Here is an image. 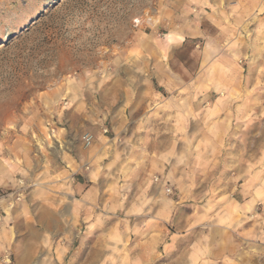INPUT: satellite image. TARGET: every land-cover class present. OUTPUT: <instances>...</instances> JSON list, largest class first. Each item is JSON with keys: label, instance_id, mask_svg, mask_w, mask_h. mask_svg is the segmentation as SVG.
Here are the masks:
<instances>
[{"label": "crops", "instance_id": "1", "mask_svg": "<svg viewBox=\"0 0 264 264\" xmlns=\"http://www.w3.org/2000/svg\"><path fill=\"white\" fill-rule=\"evenodd\" d=\"M228 8L205 83L153 89L108 135L72 98L34 160L0 157V264H145L141 242L155 264L264 263V68L239 67L245 7Z\"/></svg>", "mask_w": 264, "mask_h": 264}, {"label": "rangeland", "instance_id": "2", "mask_svg": "<svg viewBox=\"0 0 264 264\" xmlns=\"http://www.w3.org/2000/svg\"><path fill=\"white\" fill-rule=\"evenodd\" d=\"M241 3L247 26L237 63L264 68V0H0V157L34 160L61 131L72 98L74 114L100 116L108 135L109 118L141 116L153 89L205 83L204 70L220 67L231 47L217 36L224 11ZM139 245V258L155 264Z\"/></svg>", "mask_w": 264, "mask_h": 264}, {"label": "built area", "instance_id": "3", "mask_svg": "<svg viewBox=\"0 0 264 264\" xmlns=\"http://www.w3.org/2000/svg\"><path fill=\"white\" fill-rule=\"evenodd\" d=\"M102 133H103L104 135L107 134V133H108V129H107L106 127H104V128L102 129ZM82 140H83V143H84L85 146H89V145H91V143H92V137H91L90 135H85V136H83ZM5 196H6L5 193H1V192H0V198H3V197H5ZM19 197H20V194H17V196L15 197V200H16V201H19ZM260 264H264V263H260Z\"/></svg>", "mask_w": 264, "mask_h": 264}, {"label": "snow or ice", "instance_id": "4", "mask_svg": "<svg viewBox=\"0 0 264 264\" xmlns=\"http://www.w3.org/2000/svg\"><path fill=\"white\" fill-rule=\"evenodd\" d=\"M166 258L160 261V264H165Z\"/></svg>", "mask_w": 264, "mask_h": 264}]
</instances>
